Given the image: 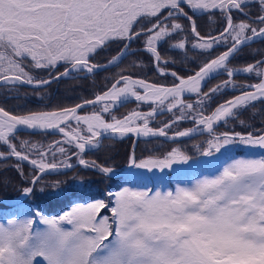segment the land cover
<instances>
[{"label":"snow or ice","instance_id":"6c2138e0","mask_svg":"<svg viewBox=\"0 0 264 264\" xmlns=\"http://www.w3.org/2000/svg\"><path fill=\"white\" fill-rule=\"evenodd\" d=\"M0 97V264H264V0H0Z\"/></svg>","mask_w":264,"mask_h":264},{"label":"trees","instance_id":"16d2710c","mask_svg":"<svg viewBox=\"0 0 264 264\" xmlns=\"http://www.w3.org/2000/svg\"><path fill=\"white\" fill-rule=\"evenodd\" d=\"M252 47L253 48H259V47H261V45L260 44H253ZM190 55H192V54L190 53ZM132 59H135V57H129V60H132ZM126 63H127V61H126ZM189 67H194V65H189ZM109 74L110 73H101L100 76L96 77V83L98 85H102L103 84V76L109 75ZM149 78L154 80V79H156V76L154 74H149ZM224 78H226V77H224V76L218 77L217 80L211 81V84H215L218 82V80H222ZM237 80H238V82H241L242 78L238 77ZM80 83L81 82L76 81V80H67V81H61L59 83L52 84L46 90H42V91H45L47 93V99L44 100L43 104H41L37 101V98L32 93V89H28V88L21 89L20 95H21V97H24L25 94L27 95V107L31 108V109L41 108V107H44L45 105L55 106L56 104L61 103V102L64 104H71V103H73V100L70 99L71 97H74L77 94H87L86 92H83L80 87H78V85ZM86 87H89V88L91 87V81L86 83ZM73 89H75V91H73ZM25 103H26V101L23 98L20 100L9 99L5 102L3 97H0V105L6 107L8 109H12L16 105H24ZM134 107H135V104L125 105V106L120 108L118 114L125 113L129 109L134 108ZM257 107H259V105ZM250 116H251V111L245 113L244 116L241 118L242 119H248ZM161 119H167V116L161 117ZM187 126H190V125H183V127H187ZM237 130H239V128H237ZM39 138L40 137H35V139H39ZM54 138H56V137H49V139H54ZM201 139H203V137H197V138H195V140H186V141H184V143H186L188 145V147H191V145L193 143H196ZM131 143H132L131 138H126L120 142H113V141H109V140L105 141V144H112L113 145V155H116L118 153V155H116L117 163H121L123 161L125 155L128 152H130ZM153 143L162 145L161 151L167 150L170 146H175V145H171L170 143L163 142L160 140L154 141ZM151 146L152 145H148L147 147H151ZM145 147H146V145H145L144 141L139 142L136 145V154L138 156L146 155L147 153L144 152ZM8 163H11V162H8ZM0 165H2V162H0ZM8 175L13 176L15 183L19 184V178L15 177L14 173L9 172ZM45 179L50 181V180L54 179V177H46ZM18 195H19V193L14 188H9L7 191L0 190V199H4L6 197L15 198ZM31 199L34 201V206L40 205L45 210L46 214H49V215H59L63 211L68 210V208L70 207V205H68V204H61V203H57V202L52 201V200H45L43 197H39V196L32 197Z\"/></svg>","mask_w":264,"mask_h":264},{"label":"water","instance_id":"95a60500","mask_svg":"<svg viewBox=\"0 0 264 264\" xmlns=\"http://www.w3.org/2000/svg\"><path fill=\"white\" fill-rule=\"evenodd\" d=\"M27 88V87H26ZM28 89H30V88H28ZM128 104H132V103H128ZM134 104V103H133ZM127 105V104H126ZM129 138H131V137H129ZM132 139V143H131V147H130V150L132 149V147H133V138H131ZM160 141H163V142H165L164 140H163V138H160L159 139ZM143 140H141L140 142H142ZM186 141V140H185ZM168 143V142H167Z\"/></svg>","mask_w":264,"mask_h":264},{"label":"rangeland","instance_id":"374dc122","mask_svg":"<svg viewBox=\"0 0 264 264\" xmlns=\"http://www.w3.org/2000/svg\"><path fill=\"white\" fill-rule=\"evenodd\" d=\"M42 227V226H41Z\"/></svg>","mask_w":264,"mask_h":264}]
</instances>
